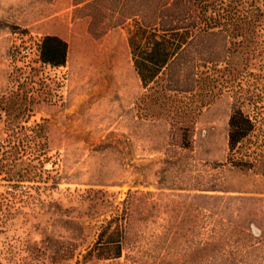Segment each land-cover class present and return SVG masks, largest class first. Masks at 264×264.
Instances as JSON below:
<instances>
[{"label":"rangeland","instance_id":"1","mask_svg":"<svg viewBox=\"0 0 264 264\" xmlns=\"http://www.w3.org/2000/svg\"><path fill=\"white\" fill-rule=\"evenodd\" d=\"M231 1L208 15L227 14ZM250 4L259 10L252 35L245 24ZM154 5L0 0V106L16 92L24 103L35 98L20 121L45 125V168L58 181L47 190L41 182L43 204L24 207L0 232L5 264H264V0H240L238 32L214 25L200 35L210 42L198 57L212 59L201 67L214 87L185 122L171 112L177 107L145 97L126 30L110 25L121 18L117 9ZM99 11L109 26L103 32L90 28L89 13ZM46 34L68 42L65 66L40 62ZM235 105L255 120L242 143L257 158L252 167L227 160ZM8 125L2 110L0 141ZM5 189L0 179V193ZM124 209L122 256L84 259L100 225ZM47 236L71 242L74 256L29 261L26 245Z\"/></svg>","mask_w":264,"mask_h":264},{"label":"trees","instance_id":"2","mask_svg":"<svg viewBox=\"0 0 264 264\" xmlns=\"http://www.w3.org/2000/svg\"><path fill=\"white\" fill-rule=\"evenodd\" d=\"M144 1L156 5L136 13H129L126 8L117 9L121 18L110 25H123L126 30L134 69L142 87L148 92L145 97L164 107H177V113L171 112L181 117L183 122L192 120L198 106L205 102L204 96L214 87L201 67H207L212 59L198 57L199 49H206L210 42L199 37L204 32L210 35L214 25L224 26L233 33L238 32L240 0H232L228 13H223L221 17L208 15V10L220 7L225 11V0ZM81 2L76 0V4ZM254 6L250 4L246 10L245 24L250 35L255 33L259 20V10ZM99 14L101 11L89 13L90 28H101L103 32L109 26L105 27ZM38 51L39 60L44 65L59 68L67 64L69 44L60 35L42 36ZM202 61L204 63L201 65ZM20 96L18 92L11 94L6 104L0 106V119L2 110L9 118L7 136L0 141V179L6 183V189L0 193V232L17 214L22 213L24 207L43 204L41 182L45 181L43 189L46 190L58 182L54 177L51 178L49 169L45 168L49 146L45 125L41 122L28 124V119L20 121L32 111L31 103L35 98L30 97L29 103H24ZM229 119L228 162L239 167L254 166L258 162L257 158L252 159V151L245 149L242 143L255 130V120L241 105L233 106ZM32 189L36 194L31 192ZM126 221L125 209L105 219L94 244L87 248L84 259L120 258L124 248ZM25 249L29 261H40L45 256L52 260H65L74 256L71 242L50 236L41 244H27ZM0 264H5L1 252Z\"/></svg>","mask_w":264,"mask_h":264}]
</instances>
